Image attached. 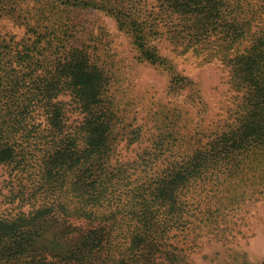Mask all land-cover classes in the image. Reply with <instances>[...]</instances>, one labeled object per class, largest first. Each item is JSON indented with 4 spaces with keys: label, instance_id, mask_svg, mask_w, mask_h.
Wrapping results in <instances>:
<instances>
[{
    "label": "trees",
    "instance_id": "16d2710c",
    "mask_svg": "<svg viewBox=\"0 0 264 264\" xmlns=\"http://www.w3.org/2000/svg\"><path fill=\"white\" fill-rule=\"evenodd\" d=\"M157 9L0 0V19L25 29L20 40L0 37V264H186L191 226L213 217L203 193L219 212L264 195V0H159ZM83 10L112 17L141 60L206 113L201 88L153 45L169 21L176 48L229 73L226 117L167 110L144 141L121 116L95 32L84 39L71 21Z\"/></svg>",
    "mask_w": 264,
    "mask_h": 264
},
{
    "label": "rangeland",
    "instance_id": "374dc122",
    "mask_svg": "<svg viewBox=\"0 0 264 264\" xmlns=\"http://www.w3.org/2000/svg\"><path fill=\"white\" fill-rule=\"evenodd\" d=\"M142 1L148 2L150 10L158 11L159 0ZM30 7L33 12L36 11L34 2ZM72 16L74 24H81L79 29L84 39L91 38V32H95L92 43L98 46L111 71L121 116L132 129L143 127L144 141L150 139L149 132H155L157 123L167 110L182 108L193 121L208 117L207 122L211 124L226 117L232 97L236 95L231 88L229 73L216 60L205 62L204 57L183 54L178 46L177 49L165 34L173 27L169 21L159 25L162 35L153 45L178 63L179 68L186 71V76L201 88L206 113H202V105L192 102L191 91H172L170 76L141 60L131 37L119 28L112 17L93 10H83ZM63 17L66 18V15ZM24 33L25 29L13 21L0 19V37L9 35L20 40ZM137 148L133 146L127 150L121 146L120 151L134 157L137 152L133 150ZM203 194L214 209L213 217L203 224L195 222L191 226L186 264H264V195L256 192L252 198L229 204L226 208L222 206L219 212L214 193L207 191Z\"/></svg>",
    "mask_w": 264,
    "mask_h": 264
}]
</instances>
